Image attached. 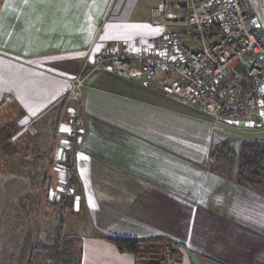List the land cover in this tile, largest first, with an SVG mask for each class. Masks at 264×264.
Instances as JSON below:
<instances>
[{
  "label": "crops",
  "instance_id": "crops-1",
  "mask_svg": "<svg viewBox=\"0 0 264 264\" xmlns=\"http://www.w3.org/2000/svg\"><path fill=\"white\" fill-rule=\"evenodd\" d=\"M126 2L0 0V181L28 178L47 185L54 180L68 117L59 120L56 132L55 124L70 79L97 54L132 48L160 33L149 23V11L143 21L119 16ZM165 94L145 78L126 80L106 70L87 81L69 217L72 222L80 216L84 220L85 213L94 212L98 223L96 232L83 237L81 264H137L136 253L121 251L105 234L166 236L168 212H179L180 206L191 221L195 216L207 223L211 243L172 264H264L263 192L224 179L221 184L230 188L217 190L221 199L216 200L166 182L168 173L178 170L173 164L178 159L167 152L161 133L156 136L146 124L166 106ZM206 177L217 188L216 175ZM106 216H123L136 227L119 231Z\"/></svg>",
  "mask_w": 264,
  "mask_h": 264
},
{
  "label": "built area",
  "instance_id": "built-area-1",
  "mask_svg": "<svg viewBox=\"0 0 264 264\" xmlns=\"http://www.w3.org/2000/svg\"><path fill=\"white\" fill-rule=\"evenodd\" d=\"M149 23L160 28L157 36L97 54L70 79L62 107L68 123L62 134L61 195L72 193L83 90L105 70L126 80L147 79L197 108L214 126L242 133L264 129V36L243 0H160L149 9Z\"/></svg>",
  "mask_w": 264,
  "mask_h": 264
},
{
  "label": "rangeland",
  "instance_id": "rangeland-1",
  "mask_svg": "<svg viewBox=\"0 0 264 264\" xmlns=\"http://www.w3.org/2000/svg\"><path fill=\"white\" fill-rule=\"evenodd\" d=\"M116 1L111 0L112 3ZM158 1L127 0L119 16H134L139 21L146 20L149 8L155 6ZM243 1L247 10L253 14L256 28L264 36V0ZM108 10H110V7H108L106 13H110ZM162 99L166 106H161L162 109H158V115H153L150 121H148V118L146 124H151L150 127L157 132L156 136L160 137L159 133H161L162 137L160 138L166 140L168 144V147H166L167 152L178 159L177 163H173L178 166V170L168 173L166 182L170 187L174 185H171L170 181L173 183L178 182V187H175V189L180 187L184 190V193L189 192L187 194L201 191L207 195L209 194V199L214 196H216V200L221 199L218 196L221 191L217 192V190L230 188V186L225 187L224 183L221 184L222 180L225 179L228 182L237 184L232 179L235 170L217 162L211 157V152L227 139L235 148L239 146V142L243 139L264 140V131L242 133L214 126L209 122L210 119L199 112L197 108L184 104L167 94L163 95ZM62 107L63 100L59 104L60 113L55 124V132L59 120L65 116ZM79 109L83 128L81 102ZM158 146H164V144H158ZM72 158L74 172V152ZM50 163L54 164V162ZM65 163L64 159L60 163L55 161L58 174L47 185L41 180L33 181L28 178L20 180L11 177L5 182L0 181V264H29V260H31V264H52L53 257L44 249V247L50 248L52 245L65 248L68 252L67 255L61 257L63 260L61 264H77L78 262L81 264L83 261V237L89 232H96L95 224L98 222L94 212L92 216L85 213L84 217L87 216V219H84L85 221L82 219L83 216L76 218L73 222L70 219L69 216L73 214L71 213L70 200L75 189L73 174L70 182L72 193L63 196L59 191L62 186L60 176ZM187 172H191V174ZM207 174L216 175L217 180L214 182L218 184L217 188L215 187L216 189L207 179ZM50 189L52 190L50 191ZM213 190L215 194L212 193ZM204 200L206 201L205 198ZM178 209L179 212H168V225L166 226L168 234L166 236L156 234L154 236H142L140 239L134 238L139 241L136 252L137 264H148L150 253L157 254L161 264H172L181 258L183 254L201 252L199 246H205L208 249L207 245L208 243L210 245L211 240H209L207 233V231L209 232L208 226H206L207 223L196 221L194 215L191 221V216H188L186 211L182 210L184 209L183 206ZM220 210L224 211V208H220ZM101 216L103 217V214ZM105 218L108 224L113 225L112 222H114L113 227L118 228L119 231H133L136 227L134 226L136 222L129 223L128 220H122L123 216L120 218L106 216ZM65 221L69 223L65 228L63 227L64 235L62 233V236H59L56 229L60 222L64 226ZM172 232L182 240L174 237ZM105 237L113 236L105 234Z\"/></svg>",
  "mask_w": 264,
  "mask_h": 264
},
{
  "label": "trees",
  "instance_id": "trees-1",
  "mask_svg": "<svg viewBox=\"0 0 264 264\" xmlns=\"http://www.w3.org/2000/svg\"><path fill=\"white\" fill-rule=\"evenodd\" d=\"M211 157L235 170L232 179L238 185L261 191L264 194V140L243 139L235 148L227 139L211 152ZM56 230L57 234L62 236L61 222ZM108 240L115 243L122 251L136 253L139 247V241L130 237H108ZM44 249L53 257L52 264H61L63 261L61 257L68 253L65 248L53 245L50 248L44 247ZM29 264H31V260H29Z\"/></svg>",
  "mask_w": 264,
  "mask_h": 264
},
{
  "label": "water",
  "instance_id": "water-1",
  "mask_svg": "<svg viewBox=\"0 0 264 264\" xmlns=\"http://www.w3.org/2000/svg\"><path fill=\"white\" fill-rule=\"evenodd\" d=\"M160 260L158 259V255L155 253L149 254L148 264H159Z\"/></svg>",
  "mask_w": 264,
  "mask_h": 264
}]
</instances>
